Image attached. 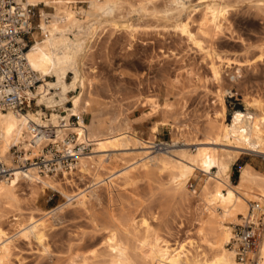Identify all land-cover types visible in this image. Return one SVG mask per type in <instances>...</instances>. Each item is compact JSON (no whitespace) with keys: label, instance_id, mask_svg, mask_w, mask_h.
I'll return each instance as SVG.
<instances>
[{"label":"rangeland","instance_id":"1","mask_svg":"<svg viewBox=\"0 0 264 264\" xmlns=\"http://www.w3.org/2000/svg\"><path fill=\"white\" fill-rule=\"evenodd\" d=\"M74 1L76 4L71 6L80 12L78 18L82 19L87 4L84 0ZM124 1L132 2L137 13L119 20L117 27L105 26L98 32L85 66L86 71L92 70L91 109L97 120L102 123L126 121L138 137L162 143L165 151L171 142L174 145L168 150L173 151L234 150V142L215 143L209 141L204 132L218 108L217 94H223L224 90L235 92L237 104H241L244 95L264 103V60L258 58L259 47L264 46L263 14L252 9V0L231 1L229 9L232 11L228 10L229 15H225L226 23L221 32L214 35L210 25L201 27L200 12H191L202 0L187 1L188 9L179 15V20L177 16L165 17L163 10L168 0ZM39 7L43 6L36 8V14ZM43 9L46 13L52 12L51 8ZM39 23L40 16H36L28 46L33 43L32 35L40 38ZM178 23L186 24L187 33L181 32ZM132 28L136 31L131 32ZM196 41L201 43L202 49L195 45ZM213 65L220 70L219 83L213 79ZM71 79L69 74L67 81ZM75 93L68 94V98ZM150 100L158 105L152 115L148 113V105L142 106ZM224 102L229 105L225 98ZM84 116L87 124L91 115ZM153 127L157 129L155 133H152ZM133 149L131 143H126L110 152L115 160L110 169L119 170L118 158L137 151ZM236 161L229 170L232 184L237 183L240 166L245 163L264 175L263 157L241 155ZM149 169L146 175H142V170L136 171L132 179L136 180L134 183L131 180V186H123L118 181L109 190L95 189L85 210L73 204L52 217L48 221L45 249L33 239H18L9 264H79L83 257L91 264H98L102 260L104 237L110 230H121L130 219H146L158 230L156 233L172 245L186 239L197 241L199 251L209 255V246L200 236L204 209L198 188L203 173L196 171L187 189L173 193L166 188L167 174L156 167ZM216 172L213 168L210 175ZM75 181L84 189L92 180L85 177L81 181L75 178ZM31 191L21 184L18 194L25 212L38 218L66 202L56 190H35L33 194ZM2 220L4 230L15 232L11 215ZM226 225L232 233L234 225ZM120 236L124 238L125 234L121 231Z\"/></svg>","mask_w":264,"mask_h":264},{"label":"bare ground","instance_id":"2","mask_svg":"<svg viewBox=\"0 0 264 264\" xmlns=\"http://www.w3.org/2000/svg\"><path fill=\"white\" fill-rule=\"evenodd\" d=\"M187 1L191 0H168V5L163 10L165 17L177 16L179 20V15L188 9ZM231 1L242 3L243 0H202V4L193 6L191 12H200L201 27L210 25L214 35H217L227 21L225 15L230 11ZM252 1V9L255 8L257 13L264 16V0ZM27 3L43 6L39 7L40 23L37 26L40 38L37 34V37L32 35L33 43L24 53L26 65L42 81L36 87L33 97L38 105L47 108L60 106L65 109L64 103L70 101L72 114H90L91 118L87 124L84 123V127L85 138L90 142L91 148L78 158L75 169L70 172L41 175L38 168L31 164L26 170H16L8 180L0 182V264H9L18 239H33L45 249L48 221L73 204L74 207L85 210L95 189L109 190L118 181L123 186H131L129 184L136 171L142 170V175H146L151 167L167 174L166 188L173 193L187 189L188 181L196 171L203 173L204 178L200 180L202 184L198 188L204 209L200 236L202 242L209 246V255L199 251L197 241L186 239L172 245L162 235L159 236L156 233L158 230L155 231L146 219H130L121 230H110L104 237L101 242L102 260L98 264H236L233 253L224 247L232 234L226 224L236 225L240 222V216L245 215L248 202L264 201V175L245 164L240 168L237 183L232 184L229 181V170L241 155H259L264 158V103L244 95L241 104H237L235 92L229 89L224 90L223 94H217L218 108L215 109L214 117L209 119L204 136L215 143L234 142V150L199 148L195 153L168 150L173 147L174 142L168 145L166 151L157 148L154 142L145 141L133 133L128 122H99L91 109L93 78L90 74L93 75L92 70H85V66L90 59L94 38L103 27H117L119 20L135 15V5L124 0H84L87 6L81 19L78 18L80 12L71 6L76 4L74 0H27ZM43 8H51L52 12L46 13ZM177 27L182 33H187L185 23H178ZM135 31L131 29V32ZM195 45L202 49L200 42L196 41ZM258 58L259 61L264 60V46L259 47ZM212 71L214 81L219 83L220 70L213 65ZM69 74L72 75L70 82L67 81ZM73 91L76 92L75 95L68 98V93ZM224 98L229 102L228 106L225 105ZM144 104L150 108L148 113L151 115L158 110L155 101H145L142 106ZM40 113L37 110V114ZM35 116L33 111L26 114H16L9 110L0 112V152L7 159H10L11 146L22 150L24 158L32 159L38 155L40 147L28 144L30 136L27 123L35 120ZM57 118V112H51L50 119L53 123ZM156 130L153 127L152 133ZM126 143H131L133 150L137 151L118 158L117 161L121 162L120 169L111 170L115 160L109 153ZM158 151L163 152L157 153ZM213 168L217 172L211 176ZM85 177L92 181L90 186L82 189L75 178L81 181ZM21 184L32 191L56 190L66 202L44 212L38 218L23 209L18 194ZM8 215L12 217L11 225L15 229L13 233L3 228L2 219ZM121 231L125 234L124 238L120 236ZM258 249L260 256L264 258V233ZM79 264L91 263L83 257Z\"/></svg>","mask_w":264,"mask_h":264},{"label":"built area","instance_id":"3","mask_svg":"<svg viewBox=\"0 0 264 264\" xmlns=\"http://www.w3.org/2000/svg\"><path fill=\"white\" fill-rule=\"evenodd\" d=\"M37 7L27 0H0V112L9 110L26 114L33 111L35 120L27 123L28 144L40 147L38 155L32 159L24 158V152L15 146L10 147V159L0 152V182L8 180L16 170H26L31 164L41 175L70 172L75 169L78 158L91 148L85 138V116L72 114L70 101L64 103L65 109L60 106L47 108L38 105L33 97L42 81L26 65L24 53L29 47L34 19L39 16ZM71 93L75 91L68 94ZM37 110L41 111L39 115ZM53 111L58 114L55 123L50 119ZM161 144L155 145L165 147ZM240 221L234 225L226 248L233 253L236 264H264L258 249L264 233V201L248 202Z\"/></svg>","mask_w":264,"mask_h":264},{"label":"crops","instance_id":"4","mask_svg":"<svg viewBox=\"0 0 264 264\" xmlns=\"http://www.w3.org/2000/svg\"><path fill=\"white\" fill-rule=\"evenodd\" d=\"M245 164H247V163H245ZM245 164H243V165H245ZM243 165H241V166H243ZM241 166H240V168H241Z\"/></svg>","mask_w":264,"mask_h":264}]
</instances>
